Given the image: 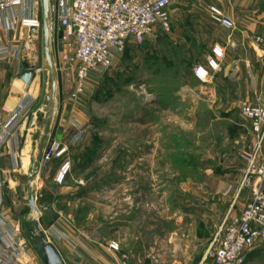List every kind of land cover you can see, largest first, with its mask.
I'll list each match as a JSON object with an SVG mask.
<instances>
[{"label": "rangeland", "instance_id": "obj_1", "mask_svg": "<svg viewBox=\"0 0 264 264\" xmlns=\"http://www.w3.org/2000/svg\"><path fill=\"white\" fill-rule=\"evenodd\" d=\"M51 3L56 103L48 100L52 73L42 27L25 47L26 62L36 70L35 110L25 120L34 145L26 151L27 165L6 174L3 183V212L20 224L29 249L25 263L44 264L29 239L39 222L44 229L56 224L72 234L85 230L100 242L116 241L122 253L134 254V264H205L229 203L219 190L238 183L253 140L237 99L224 98L217 87L205 95L209 90L199 84L195 68L206 61L208 40L177 39L171 29L143 47L132 44L75 100L74 76L61 59L57 0ZM75 123L84 126L79 131ZM53 140L67 152L42 161L28 188L29 169L41 146ZM67 159L71 169L59 184L56 175ZM31 193L40 216L29 204Z\"/></svg>", "mask_w": 264, "mask_h": 264}, {"label": "built area", "instance_id": "obj_2", "mask_svg": "<svg viewBox=\"0 0 264 264\" xmlns=\"http://www.w3.org/2000/svg\"><path fill=\"white\" fill-rule=\"evenodd\" d=\"M21 4L22 0H0V29L7 33L15 27V20L10 26L5 25L4 13ZM170 4L171 0H57V23L61 29L59 41L63 45L61 59L74 76L72 98L78 100L85 94L88 82L103 78L116 57L130 45L143 47L154 41L158 32H169ZM209 9L223 27H235L219 8L210 6ZM20 23L30 29L42 28V19L38 18H23ZM253 42L261 48L264 56V34L256 35ZM20 53L21 48L14 41L0 43V62H9ZM224 57V48L214 45L207 65L195 68L196 77L201 82L208 80L212 73L221 70ZM35 104L36 97L28 92L16 109L0 120V150L8 144ZM237 108L249 120L253 140L246 164L239 171L238 183L225 184L219 190L229 203L216 228L211 244L213 249L207 252L205 264H248L251 251L264 243V105L239 101ZM74 125L79 131L84 126ZM67 150L65 144L53 140L47 143L42 161L61 158ZM70 169L71 161H63L56 175L59 184L65 181ZM243 199L244 205L240 207ZM6 228L0 198V264H26L27 243L17 236L7 240ZM14 230L19 232V225ZM108 248L113 253L114 264H130V256L120 251L116 241H111ZM73 250L74 257H82L78 248L73 247Z\"/></svg>", "mask_w": 264, "mask_h": 264}, {"label": "crops", "instance_id": "obj_3", "mask_svg": "<svg viewBox=\"0 0 264 264\" xmlns=\"http://www.w3.org/2000/svg\"><path fill=\"white\" fill-rule=\"evenodd\" d=\"M210 6L219 8L234 22L235 27L233 29L223 27L220 20L210 11ZM41 7V0H22L21 5L9 8L4 13L5 25L10 26L13 20L16 21V25L7 33L0 29V43L14 41L21 48V53L18 57L11 58L9 62H0V120L5 119L8 112L15 110L25 100L28 92L33 93L37 100L35 78L30 85L20 79V73L26 68L27 63L25 47L34 39L37 30L22 27L20 22L23 18L42 19ZM169 12L171 29L177 39L187 37L208 40L209 52L206 61L199 60L198 65H207V59L212 54L214 45H220L225 50L221 70L212 73L205 82L199 83L203 89L209 90V93L205 95H213L211 91L217 87L218 90L223 91L224 98L228 95L234 96L237 103L249 101L264 105V56L261 48L253 42L256 35L264 34V0H171ZM160 34L161 32L157 33L158 36ZM34 107L35 105L31 112H34ZM37 112V118L43 119L44 114L40 110ZM26 117L20 122L8 144L0 150V198L2 201H4L5 175L20 173L29 162L26 151L33 149L34 142L28 140V135L33 130L27 127ZM36 119L32 116L30 123L35 124ZM240 205L243 207L244 203ZM4 215L7 221L6 239L11 240L17 236L18 239L25 241L21 232L14 230L17 225L20 227V224L11 221L5 213ZM45 232L57 247L65 264H114L113 253L108 248L111 240L100 242L90 237L85 230L72 234L70 229L56 224L45 229ZM73 247L78 248L81 258L73 256ZM206 256L207 253L204 254L202 262L206 260ZM261 258H264V243L257 245L251 251L248 264H259L258 261ZM135 259L134 254L131 253V264L136 262ZM29 264H36V262L32 260Z\"/></svg>", "mask_w": 264, "mask_h": 264}, {"label": "water", "instance_id": "obj_4", "mask_svg": "<svg viewBox=\"0 0 264 264\" xmlns=\"http://www.w3.org/2000/svg\"><path fill=\"white\" fill-rule=\"evenodd\" d=\"M54 11V7L51 3V0H42V27H43V36H44V53L46 58V63L49 70L52 73V79L49 82V95L48 100L53 104L56 103V93H57V84H58V72L54 65L52 54H51V44L50 40L53 36V26L54 22L51 18V14ZM35 67H30L26 63V68L20 73V79H22L25 84H32L36 76ZM47 146V141L41 146L39 151L38 160L34 167H31L28 171V188L32 186L33 177L35 174H38L40 171L41 161L44 156V152ZM29 204L31 208L38 214L41 215L40 210L36 204V199L33 193H31L29 198ZM29 239L33 243L35 250L40 255L44 264H65L64 259L62 258L60 252L53 242L49 241L46 236L44 227L37 222L35 228L30 229Z\"/></svg>", "mask_w": 264, "mask_h": 264}]
</instances>
